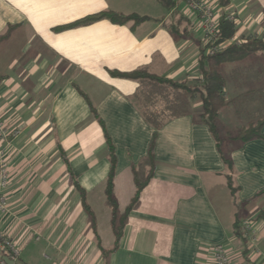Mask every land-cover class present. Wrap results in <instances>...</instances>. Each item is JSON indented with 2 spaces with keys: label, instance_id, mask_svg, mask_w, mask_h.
<instances>
[{
  "label": "crops",
  "instance_id": "0c3cea01",
  "mask_svg": "<svg viewBox=\"0 0 264 264\" xmlns=\"http://www.w3.org/2000/svg\"><path fill=\"white\" fill-rule=\"evenodd\" d=\"M204 1L216 22L222 15L234 19V39L264 38V0H229L225 6ZM185 8L180 0L171 10L157 0H0V34L11 28L0 41L9 172L0 234L18 246L15 264H215L216 244L229 250L232 264H264V124L259 138H223L228 167L208 127L196 119L198 102L157 130L154 170L118 240L111 226L107 137L115 154L113 194L123 212L136 191L133 170L154 131L135 100L138 80L112 72L143 69L177 81L199 77L204 31L198 14ZM107 10L147 18L76 24ZM227 64L231 87H246L228 96L222 72V123L231 119L228 108L250 114L245 93L264 86V62L254 66L259 73L252 81L233 75L248 63ZM249 114L233 133L217 128L219 135H235L250 123ZM236 220H248L254 229L243 255Z\"/></svg>",
  "mask_w": 264,
  "mask_h": 264
},
{
  "label": "trees",
  "instance_id": "16d2710c",
  "mask_svg": "<svg viewBox=\"0 0 264 264\" xmlns=\"http://www.w3.org/2000/svg\"><path fill=\"white\" fill-rule=\"evenodd\" d=\"M164 8L171 10L176 5V1L179 0H157ZM229 0H219L221 6H225ZM182 17L187 16L185 13ZM188 17V16H187ZM109 19L113 23H125L132 20L134 23H139L147 18V16H141L138 14H122L114 11H102L96 14L86 16L80 19L76 24H88L99 19ZM217 32L214 37L209 38L204 34L203 47L199 56V77L191 81L183 80L177 81L171 78L159 76L150 73L146 70L139 69L131 72H112L114 75L127 77L138 80L139 91L144 89L146 94L144 95L145 102H150L151 97L155 94H161L166 97V106L161 111L149 113L146 110H141L144 119L153 127L152 140L143 162L139 164L138 168H134V181L136 185V191L131 199L130 204L121 212L118 208L117 200L113 194V177H114V165L115 154L113 145L107 137V146L109 150L110 170L108 173L107 181L105 184L106 203L111 209V226L118 240L123 232V227L126 222L128 212L137 204L141 189L145 186L149 176L155 167V160L153 155V145L157 130L161 125L170 117L180 116L188 112V105L194 98L200 100V112L197 116V121L205 124L211 134L213 135L217 149L219 151L222 161L231 167V159L221 150V146L224 143L223 138L218 133L217 121L221 109L227 104L225 93V78L220 70V67L224 63H237L244 61L249 56L259 52H264V38L256 35H249L240 40L234 39L236 31V22L230 16H220L217 19ZM177 27H175L176 29ZM11 28L0 34V41H2L9 34ZM257 65L261 68L260 63H251L247 66L240 67L233 71L235 77H241L244 80L252 81L257 79L258 73L255 72L254 66ZM143 81V83H142ZM145 81V82H144ZM142 85V86H141ZM139 91L136 95H138ZM246 98H253L257 101L258 110L255 116V121H250L247 126H244L236 130V134L230 139L243 142L261 136L260 129L264 124V86L256 89H251L245 93ZM154 117H152V115ZM149 167L148 175L145 174V166ZM229 180V186L231 182ZM77 188L81 191L84 201L83 190L77 185ZM86 210L88 207L84 203ZM92 217V215H91ZM235 236L242 242L241 255L246 254L248 247L246 240L248 233L244 228V224L240 220H236L234 228ZM2 256H6L4 253ZM16 261V260H15Z\"/></svg>",
  "mask_w": 264,
  "mask_h": 264
},
{
  "label": "built area",
  "instance_id": "2783aa9c",
  "mask_svg": "<svg viewBox=\"0 0 264 264\" xmlns=\"http://www.w3.org/2000/svg\"><path fill=\"white\" fill-rule=\"evenodd\" d=\"M186 4L185 12L199 15L200 24L204 34L212 38L217 32V23L211 7L204 0H180ZM7 139L4 119L0 116V211H5L6 195L4 193L9 181L8 162L4 150V142ZM248 234H253L254 229L250 221L243 223ZM5 254L9 259L15 261L19 255V248L10 237L0 234V254ZM211 255L215 264H232V256L225 247L220 244L211 246ZM0 264H6L0 258Z\"/></svg>",
  "mask_w": 264,
  "mask_h": 264
},
{
  "label": "rangeland",
  "instance_id": "374dc122",
  "mask_svg": "<svg viewBox=\"0 0 264 264\" xmlns=\"http://www.w3.org/2000/svg\"><path fill=\"white\" fill-rule=\"evenodd\" d=\"M199 16V15H198ZM199 19H201L199 17ZM240 40V39H239ZM259 60V61H258ZM261 62H264V52H259V53H256L254 55H251L249 56L247 59H245L244 61H242L243 64H251V63H261ZM230 66V64H225L224 67L222 68V72L223 74L225 75L226 77V80H227V93H228V96L229 95H234L235 92L237 91H244L245 90V87L246 86H243V85H236L235 88L231 87V86H235V83L232 84L230 81V76H228V67ZM264 68V66H263ZM264 78V77H263ZM145 82V81H144ZM232 82H233V79H232ZM259 83V81H257ZM143 83V81H142ZM142 86V85H141ZM143 94H146V92H144V89H141L138 93V95L135 96V100H136V103H137V106L140 108V110H146L147 112L149 113H154V115H156L155 113L158 112V111H161V109H163L166 105V97H164L163 95L161 94H155L151 97V100L150 102H145L144 100V95ZM254 98V97H253ZM253 98H250L251 102L248 103L250 105V108H251V111H250V114L247 112L245 114H240V111L239 113H234V109H226V113L228 114L227 116L231 119H227L225 120L226 118H222V121L224 123H227V125L225 126L224 123H222L221 121L218 122L217 121V128H220L221 132H229V133H233L234 129L237 127V126H240L242 124H244L246 121H247V118H248V115L249 114V118L251 121H255V116L257 114V111H254V108H256V106H258L259 103H256L253 104L252 102L255 101V99ZM198 102V103H197ZM199 104L200 103V100L199 98H194L193 100H191L190 104L188 105V109H190L191 106H193V104ZM226 107V106H224ZM223 107V108H224ZM152 115V114H151ZM154 115H152V117H154ZM223 117H225L224 115H222ZM237 130V129H236ZM235 130V131H236ZM221 134V133H220ZM234 134H227V135H223L221 134V137L224 138V139H230L231 137H233ZM223 139V140H224ZM242 217V215H240Z\"/></svg>",
  "mask_w": 264,
  "mask_h": 264
},
{
  "label": "water",
  "instance_id": "95a60500",
  "mask_svg": "<svg viewBox=\"0 0 264 264\" xmlns=\"http://www.w3.org/2000/svg\"><path fill=\"white\" fill-rule=\"evenodd\" d=\"M0 258L6 263V264H15V261L9 259L7 256H2L0 254Z\"/></svg>",
  "mask_w": 264,
  "mask_h": 264
}]
</instances>
